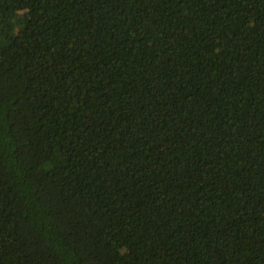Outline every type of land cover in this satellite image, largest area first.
Returning a JSON list of instances; mask_svg holds the SVG:
<instances>
[{"label":"trees","instance_id":"16d2710c","mask_svg":"<svg viewBox=\"0 0 264 264\" xmlns=\"http://www.w3.org/2000/svg\"><path fill=\"white\" fill-rule=\"evenodd\" d=\"M0 264H264V0H0Z\"/></svg>","mask_w":264,"mask_h":264}]
</instances>
